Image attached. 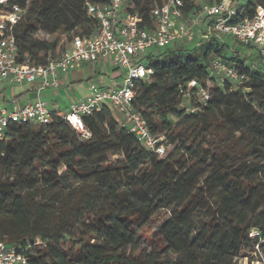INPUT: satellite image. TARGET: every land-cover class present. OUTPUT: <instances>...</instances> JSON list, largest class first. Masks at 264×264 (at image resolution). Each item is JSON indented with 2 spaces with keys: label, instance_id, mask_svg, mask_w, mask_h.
<instances>
[{
  "label": "trees",
  "instance_id": "1",
  "mask_svg": "<svg viewBox=\"0 0 264 264\" xmlns=\"http://www.w3.org/2000/svg\"><path fill=\"white\" fill-rule=\"evenodd\" d=\"M87 1L111 2L33 0L16 28L21 56L44 63L75 35L94 34ZM164 1L124 3L153 26L152 10ZM184 1L187 11L200 7ZM241 1L250 15L264 3ZM214 56L245 74L241 86L217 81ZM146 63L155 72L137 82L133 104L154 133L164 132L170 152L147 149L109 104L84 116L87 133L54 112L38 128L12 123L0 139V240L32 264H236L259 240L252 228L264 238V65L218 37L151 52ZM192 79L212 94L195 112L180 92ZM209 194L217 204L198 225ZM160 210L171 216L143 250L142 229Z\"/></svg>",
  "mask_w": 264,
  "mask_h": 264
},
{
  "label": "built area",
  "instance_id": "2",
  "mask_svg": "<svg viewBox=\"0 0 264 264\" xmlns=\"http://www.w3.org/2000/svg\"><path fill=\"white\" fill-rule=\"evenodd\" d=\"M33 0H0V82L9 84L40 81V89L60 86V74L70 73L82 63H96L107 57L113 66L123 71L120 84L105 87L93 83L88 95L71 104L66 113L59 114L76 130L87 133L84 116L100 111L105 104L112 106L121 117V126L132 132L147 149L164 155L165 134L154 133L143 115L135 108L133 100L137 82L148 80L154 68L146 63L151 52L169 47L172 43L188 46L200 45L207 39H224L230 35L245 46L256 48L264 61V3L256 6L253 15L241 0L200 1L195 11H187L184 0H165L152 10L155 20L148 26L139 12H131L124 0H111L107 4L87 1V11L98 22L97 31L91 35H75L66 50L44 63H36L21 56L16 38V28L25 18ZM211 74L223 83L230 80L237 87L246 80L235 64L214 56L210 63ZM180 92L187 102L182 106L191 112L206 105L211 97L209 88L197 79L180 85ZM54 112L41 99L12 107H0V139H5L12 123L45 125L53 120ZM258 238L254 254L237 257L236 264H264L262 242L257 228L249 232ZM258 255L260 257H258ZM0 264H32L29 257L15 246L0 240Z\"/></svg>",
  "mask_w": 264,
  "mask_h": 264
},
{
  "label": "crops",
  "instance_id": "3",
  "mask_svg": "<svg viewBox=\"0 0 264 264\" xmlns=\"http://www.w3.org/2000/svg\"><path fill=\"white\" fill-rule=\"evenodd\" d=\"M118 69L111 64L109 58L101 57L96 63L85 62L70 73L60 74L59 87L40 89V81L14 85L3 82L5 85L13 87L14 90L10 98L2 97L0 107H12L14 101L25 104L41 99L51 110L63 114L69 110L72 103L78 102L88 95L89 88L93 83L105 87H114L120 84L123 71Z\"/></svg>",
  "mask_w": 264,
  "mask_h": 264
},
{
  "label": "rangeland",
  "instance_id": "4",
  "mask_svg": "<svg viewBox=\"0 0 264 264\" xmlns=\"http://www.w3.org/2000/svg\"><path fill=\"white\" fill-rule=\"evenodd\" d=\"M38 36L42 39H52V37L45 33L44 31H39ZM224 39L227 41L231 49L238 48L239 53L242 54L244 57H251L254 60V63L262 64L264 65V61L259 58V56L256 55L257 50L256 48H252L249 46L241 45L237 43L233 37L230 35H225ZM179 44L172 43L171 47H177ZM193 44H188V46H192ZM264 67V66H263ZM110 69L112 70V67L110 66ZM119 70V69H118ZM117 71V70H116ZM13 87L5 85L3 82H0V100H2L3 96H6L7 98H10L13 92ZM113 108V107H112ZM114 109V108H113ZM115 110V109H114ZM34 127L38 128L39 124H34ZM162 131V130H161ZM161 134H164V132H161ZM167 152H170L173 148V146H169L168 142H165ZM65 170L64 166L60 167V172H63ZM213 194H209V205L203 208L202 210L198 211L196 214L195 220L198 225L202 223L203 220H205L208 215L211 212V209L216 206L217 204V198L216 196H212ZM171 216V211L167 210H160L158 214L154 216L153 221L148 226L144 227L142 229V235L144 237L142 241V248L143 250L150 251L152 249V243L153 239L158 238L157 236V229L163 224L164 220L169 218ZM262 252L264 255V246L261 247ZM255 250V246L252 248V250L249 251V254L251 255V259H256L257 257L253 253ZM258 257H260L258 255Z\"/></svg>",
  "mask_w": 264,
  "mask_h": 264
}]
</instances>
